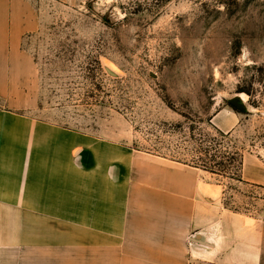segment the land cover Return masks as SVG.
Returning a JSON list of instances; mask_svg holds the SVG:
<instances>
[{"label":"rangeland","instance_id":"1","mask_svg":"<svg viewBox=\"0 0 264 264\" xmlns=\"http://www.w3.org/2000/svg\"><path fill=\"white\" fill-rule=\"evenodd\" d=\"M35 16L39 27L25 40L36 63L26 103L17 94L20 104L0 100V108L39 124L31 140L45 155L66 153L53 128L105 139L200 168L222 188L226 208L264 218V0H38ZM235 97L246 110L231 105ZM224 108L239 120L229 131L214 122ZM245 155L257 159L251 176L261 173V182L245 180ZM21 188L0 185V264L71 257L33 250L25 260L24 240L44 233L24 239V228H84L87 218L72 224L63 203Z\"/></svg>","mask_w":264,"mask_h":264},{"label":"crops","instance_id":"2","mask_svg":"<svg viewBox=\"0 0 264 264\" xmlns=\"http://www.w3.org/2000/svg\"><path fill=\"white\" fill-rule=\"evenodd\" d=\"M37 1L0 0V100L13 105L20 104L15 95L28 97L25 88L36 69L25 40L39 27ZM5 108H0V185L18 184L31 198L63 203L72 224L87 218L84 228H24V239L44 233L24 240L25 260L28 251L31 256L33 250L56 249L72 255L59 264H264V218L226 208L222 188L204 181L202 169L54 128L50 136L58 134L66 153L47 156L46 146L31 140L32 126L39 124L15 107ZM214 122L229 131L239 120L224 108ZM16 134L23 138L19 146L9 143ZM50 151L57 153L56 146ZM52 160L55 166L43 167ZM254 164V156H244V178L261 182V173L251 176ZM31 263L42 264V258Z\"/></svg>","mask_w":264,"mask_h":264},{"label":"water","instance_id":"3","mask_svg":"<svg viewBox=\"0 0 264 264\" xmlns=\"http://www.w3.org/2000/svg\"><path fill=\"white\" fill-rule=\"evenodd\" d=\"M230 103L235 108L246 110V107L243 104L242 99L240 97H235V98L230 99Z\"/></svg>","mask_w":264,"mask_h":264},{"label":"trees","instance_id":"4","mask_svg":"<svg viewBox=\"0 0 264 264\" xmlns=\"http://www.w3.org/2000/svg\"><path fill=\"white\" fill-rule=\"evenodd\" d=\"M219 133L221 134V136L226 137V134H224L223 132L219 131Z\"/></svg>","mask_w":264,"mask_h":264}]
</instances>
